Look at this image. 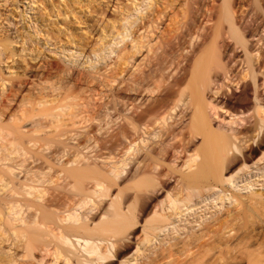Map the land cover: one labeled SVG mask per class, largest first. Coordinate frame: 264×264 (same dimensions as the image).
<instances>
[{"label":"bare ground","instance_id":"1","mask_svg":"<svg viewBox=\"0 0 264 264\" xmlns=\"http://www.w3.org/2000/svg\"><path fill=\"white\" fill-rule=\"evenodd\" d=\"M256 136L264 0H0V264H264Z\"/></svg>","mask_w":264,"mask_h":264},{"label":"rangeland","instance_id":"2","mask_svg":"<svg viewBox=\"0 0 264 264\" xmlns=\"http://www.w3.org/2000/svg\"><path fill=\"white\" fill-rule=\"evenodd\" d=\"M108 61L111 62L112 59L108 60ZM222 113H224V112H222ZM222 117L226 118L225 121H228V119H229L227 117V114L226 115H222L220 119H222ZM220 119L217 120V121H220ZM260 136H261V134H260ZM242 138L245 139V137H242ZM257 140H258V137L256 136V140L253 143H251V141L247 143L248 146L252 144V146L254 148H256V150L250 156V158H252V157H254V158H253L252 161H249L247 163L248 167L247 166L244 167L243 168L244 171H241V174L239 175V177L236 178V181L238 182V184L241 187L239 189V191L243 192V193H249L251 190L264 191V161L260 160V161L257 162V164L252 165L254 161H257L259 159V157L262 155L261 151L264 150V140H263V142L260 143V145H257ZM249 165H252V166H249ZM261 175H263V176H261ZM249 180H254V181L257 180V183L254 186L249 185L248 188H243V186H245V183H247ZM214 209H216V206L213 207L212 211ZM199 211H200V209H197V210L194 211L195 213H192V214H196V212L198 213ZM136 234H138V235L141 234V227L140 226H138V230H137ZM135 240H136V237H134L132 239V242L129 243V245H128V254H129V256L136 252V248H137V242L136 241L137 240L136 241ZM147 245L149 246V248H148L149 250L143 251L144 248H142L140 250V255L138 256V261H132L131 264L139 263L147 255H151L152 252H149V251H156V250H159V248H160V245H159L158 242H154V244H147ZM120 260H121V258H120ZM120 260L119 259L118 260L117 259L113 260L114 261L113 264H120L119 263Z\"/></svg>","mask_w":264,"mask_h":264}]
</instances>
